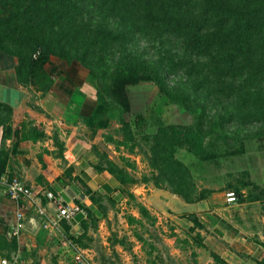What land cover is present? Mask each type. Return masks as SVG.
Instances as JSON below:
<instances>
[{"label":"rangeland","instance_id":"rangeland-1","mask_svg":"<svg viewBox=\"0 0 264 264\" xmlns=\"http://www.w3.org/2000/svg\"><path fill=\"white\" fill-rule=\"evenodd\" d=\"M90 16L94 30H83L78 42L96 39L97 15L86 14ZM78 46L72 55L80 56L88 49ZM98 50L95 45L88 55L90 68L50 54L41 68L25 66L20 72L21 84L28 89L26 98L34 105V125L26 134L38 141L49 139L52 148L49 158L38 157L41 176L53 181L43 189L66 190L74 201L77 196L86 199L84 217L78 216L72 225L59 221L53 228L59 232L51 238L49 228L42 226L41 242L66 245L67 264H229L234 256L223 259L208 248L229 246L222 239L227 235L216 230L238 228L244 231L239 236L258 243L257 230L264 228V124H224L223 129L209 131L198 118L200 107L186 110L147 81L124 85L126 106L114 97L109 68L96 69ZM116 53L153 57L142 41ZM10 56L0 57V68L16 62ZM35 101L68 125L74 118L81 120L84 133L58 134L53 128L48 134L45 124L49 116ZM58 101L67 108L56 104ZM215 112L218 108H207L205 114ZM12 118V110L0 108L2 140L11 134ZM168 126H195L201 143L194 148L198 155L176 142L175 134L161 131ZM66 142L75 151L76 164L68 162L71 154L64 155ZM241 144L242 151L224 153ZM82 146L84 153L78 158L76 152ZM0 153L1 166L6 150L0 149ZM108 175L114 183L107 182ZM5 178L4 184L13 179ZM228 192L237 196L236 202L226 201ZM184 195L196 201L187 206ZM205 239L208 246H204ZM261 247L264 250V242ZM255 255L261 253H245L238 262L254 264ZM260 259L259 264H264V255Z\"/></svg>","mask_w":264,"mask_h":264},{"label":"trees","instance_id":"trees-1","mask_svg":"<svg viewBox=\"0 0 264 264\" xmlns=\"http://www.w3.org/2000/svg\"><path fill=\"white\" fill-rule=\"evenodd\" d=\"M87 13L97 15L96 39L78 42L83 30H94ZM138 41L153 57L116 55ZM77 43L88 47L80 56L72 55ZM95 45L101 51L96 69L109 68L114 97L126 106L124 85L147 81L186 110L200 107L198 118L209 131L264 124V0H0V55L16 61L8 67L20 84L21 69L41 68L50 54L90 68ZM1 107L12 110L2 101ZM214 107L218 113L205 114ZM161 131L198 155L195 126Z\"/></svg>","mask_w":264,"mask_h":264},{"label":"crops","instance_id":"crops-1","mask_svg":"<svg viewBox=\"0 0 264 264\" xmlns=\"http://www.w3.org/2000/svg\"><path fill=\"white\" fill-rule=\"evenodd\" d=\"M27 94L28 89L18 83L16 73L13 68H0V101L9 104L13 112L11 123L12 131L10 136L5 140H2L0 130V149L6 150V158H3L4 168L0 176V260L7 258L22 264H67L64 261L66 257L64 256L65 252L68 251L66 245L62 244L54 246L52 243H46V239L45 243L41 242L44 232L42 227L43 220L37 213V207L43 208L49 217L55 216L53 206L44 198V192L47 191V189H43L47 183H51L53 181L48 177L43 178L41 176L38 157L41 154L44 158H49L47 153H49V150L51 151L52 148L47 141L49 139L38 141L26 134L28 127L34 125L32 124L33 118H31L34 105L32 104V101L26 98ZM35 103L37 107L44 111V113L46 112L49 116L46 118L45 124L47 125L46 132L48 134H52L49 129L53 128L56 129L58 134H79L80 131L84 133L83 129L85 126L81 120L74 118L69 120L70 125H68L65 122L66 120L62 121L61 117H55V115L52 114V110L49 107L47 108V106H44L43 103L38 101H35ZM56 104L63 105V107L67 108L64 102L58 101ZM45 138H47V136ZM61 139L64 141L63 136H61ZM64 146L66 147L64 155L67 156V158L70 154L72 155V159L68 162L76 164L77 159L74 156L75 151L70 149L67 142ZM77 152L76 155L79 158L84 153L83 146ZM5 177L19 178L26 185L30 186L36 195L35 204L23 206L7 196L5 194ZM107 177H109L107 182L112 183L113 179L111 176L108 175ZM58 191L61 194L63 193L62 195L66 200L74 201V198L70 196L66 190L62 191L61 189ZM76 199L85 207L86 199L84 197L77 196ZM184 204L189 206L192 203L184 202ZM18 212L23 213V218L20 221L23 226L18 235L15 237L13 235V229L18 222ZM76 221L77 219L72 222V224ZM228 229L229 230H224V232H220V230L217 229L216 233L219 235L225 233L227 238L222 239L225 243H229V246L222 247V245L221 248L216 249L215 246H213L214 248L212 246H208L209 244L206 242V239L203 241L204 246H208V248L212 251L219 253L223 259L226 255H230L232 257L234 256L231 261L228 262L227 260L229 264H240V262H238V258L240 259L241 255L245 253L253 255L256 251H258L261 255L258 257L255 255L254 259L256 260H253L254 264H259V261L261 260L260 256L264 255V250H262L261 247L262 242H264V228L258 229V232L256 231L259 239L258 243H252L249 241V238L246 239V237L239 236V233L244 232L241 229ZM48 230L50 232L47 234L50 238L52 234L56 235L57 232H59L58 229L53 231V228H49ZM230 233L236 235L233 237ZM237 238H239L238 245H235L233 242L238 240Z\"/></svg>","mask_w":264,"mask_h":264},{"label":"built area","instance_id":"built-area-1","mask_svg":"<svg viewBox=\"0 0 264 264\" xmlns=\"http://www.w3.org/2000/svg\"><path fill=\"white\" fill-rule=\"evenodd\" d=\"M5 194L20 203V205L26 206L28 204H35L36 195L34 194L33 189L18 178H13L6 182ZM44 198L53 206L55 216L49 217L43 208L37 207V213L42 217L43 226L45 228H54L59 221L71 224L78 216L84 217L86 214L85 207L81 203L73 200H66L60 192L47 190L44 192ZM226 201L228 203H234L237 201V196L233 192H228L226 194ZM22 218L23 213L18 212V222L13 229V235L15 237L18 235L23 226L20 222ZM0 264L22 263L15 262L12 259L3 258L0 260Z\"/></svg>","mask_w":264,"mask_h":264}]
</instances>
